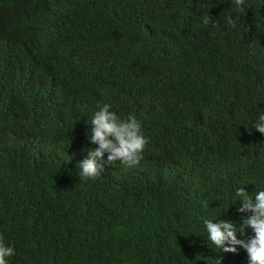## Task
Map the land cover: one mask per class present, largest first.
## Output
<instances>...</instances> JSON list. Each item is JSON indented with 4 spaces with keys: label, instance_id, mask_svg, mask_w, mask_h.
<instances>
[{
    "label": "trees",
    "instance_id": "trees-1",
    "mask_svg": "<svg viewBox=\"0 0 264 264\" xmlns=\"http://www.w3.org/2000/svg\"><path fill=\"white\" fill-rule=\"evenodd\" d=\"M0 0V235L8 264H248L203 219L264 190V0ZM209 18V23L203 21ZM232 19L235 27L228 21ZM142 159L78 163L103 104ZM254 201V197H253ZM204 202L208 207H204ZM252 230L246 229L248 239Z\"/></svg>",
    "mask_w": 264,
    "mask_h": 264
},
{
    "label": "clouds",
    "instance_id": "clouds-1",
    "mask_svg": "<svg viewBox=\"0 0 264 264\" xmlns=\"http://www.w3.org/2000/svg\"><path fill=\"white\" fill-rule=\"evenodd\" d=\"M236 9L242 11L244 0H233ZM205 24L209 18L205 17ZM228 23L235 27V22L229 19ZM110 104H103L95 111L90 120L89 140L96 147L89 150L87 158L78 163L82 180L99 178L105 171L103 161L107 153V162L114 164L119 161L123 165L134 166L142 159V153L147 138L143 135L141 122L130 114L121 119L116 112L110 110ZM254 127L264 134V113H261ZM235 196L241 200L242 206L237 210L240 213H251L241 217L239 226L234 221L203 219V225L208 233V240L223 253L238 254V247L247 252L248 264H264V190L249 194L245 188L238 187ZM254 197V201H253ZM209 205L204 202V207ZM251 229L253 235L248 239H239L237 234L245 236L246 229ZM14 255V248L6 246L0 235V264H8L7 257ZM221 264V259H218Z\"/></svg>",
    "mask_w": 264,
    "mask_h": 264
}]
</instances>
